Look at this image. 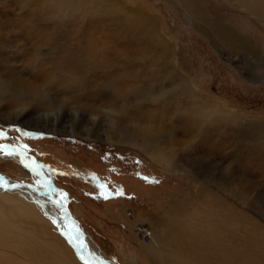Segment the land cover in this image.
<instances>
[{"label":"rangeland","instance_id":"374dc122","mask_svg":"<svg viewBox=\"0 0 264 264\" xmlns=\"http://www.w3.org/2000/svg\"><path fill=\"white\" fill-rule=\"evenodd\" d=\"M118 1L124 12L134 4L147 9L174 51L176 71L244 119L232 121L226 115L189 133L179 126L183 115L174 114L179 103L174 95L155 103L145 98L138 106L133 96L116 90L124 73L141 62L139 47L125 44L133 57L122 60L123 48L109 44L112 38L104 33L103 23L59 0H0V76L20 72L36 81L54 78L59 94L74 95L86 106L75 123L67 110L51 121L38 117L37 108L19 119H5L7 108L0 109V147L6 150L0 152V174L62 200L79 238H89L113 264H264V25L227 0H185L183 5L172 0ZM207 18L247 43L249 53L217 47L197 25ZM116 38L125 40L119 34ZM34 56L40 57L35 71L25 67ZM136 68L133 79L139 80L131 86L151 78ZM83 79L94 87L86 88ZM100 107L122 110L118 127L113 121L111 139L103 136V118L85 131L89 110ZM139 118L138 126L134 121ZM161 121H166L164 136L172 143L163 147L162 155L173 156L181 169L171 170L142 148L118 139L130 132L150 143ZM101 182L114 194L107 200L96 187ZM118 189L123 196H115ZM4 207V212L10 210ZM130 211L133 219L127 216ZM41 216L48 224L42 230L39 223H15L35 238L55 241L62 262L52 260L44 243L46 249L36 247L31 256L0 246L5 253L0 264H85L67 244L63 228ZM138 223L152 228L157 239L153 253L136 239ZM143 241L148 244L147 238ZM65 244L72 253L65 251ZM84 249L77 250L82 254Z\"/></svg>","mask_w":264,"mask_h":264},{"label":"bare ground","instance_id":"6f19581e","mask_svg":"<svg viewBox=\"0 0 264 264\" xmlns=\"http://www.w3.org/2000/svg\"><path fill=\"white\" fill-rule=\"evenodd\" d=\"M184 1L185 0H172L173 3L178 5H183L182 3ZM227 1H229L236 7L246 11L251 16H254L264 25V0ZM62 2L67 5L69 10L72 9L74 11H79L85 13L86 15L90 14L92 17L96 18L94 20L100 21L98 24L103 23L104 33H106L108 37L112 38V43L109 44L115 46L117 45L118 47L123 48L124 52L120 55L122 60L129 62L131 57H133V55H130L129 51L125 48V44L132 46L135 45L139 47L137 55L141 56V62L138 63L135 61V64H133V66L134 68L136 66L137 68L140 67V70H142V72L144 73L149 74L151 78L148 80L140 81L138 85L131 86V83H135L139 79H133L136 77V70L133 72L134 68H130V71L124 73L126 74L124 79H121V81L118 82L119 86L116 90L122 96H133L139 106L142 105V102L145 98H149L150 101L155 103L160 101L162 102V100L166 99V97L170 94L171 96L174 95L175 99L179 102L178 107L176 109L173 108V110L176 111L174 114H177V116L178 114L183 115L181 124H179V126L187 130L189 133L192 132L193 128H196L200 125L203 126L204 122H206L207 120H215L226 115L230 116L232 121H237L236 119L240 118L238 115L229 112V110L222 106L220 102L204 94L196 84H194L192 81L187 80L185 76L176 71V68L172 62L174 54L173 49L163 41L164 37L161 34V29L157 25L158 23L154 20L156 18L153 17L142 5H129L127 6L128 9L131 7L132 10L130 12H124L122 8L120 9L121 2L118 0H59V3ZM126 4L128 5V3ZM56 22L62 23L61 21H55V23ZM197 25L199 27V30L205 33L206 36L211 38L213 43L217 47H225L231 49L234 48V50H239L241 53H249V47L247 43L240 40L239 38L232 36V34L229 33L227 29L219 26L217 23L210 22L208 18L204 19L203 22H198ZM96 28L103 29V27L99 28L98 26ZM92 31H95L94 28L92 29ZM116 34H119L120 36H122V38H125V40H123L122 42H116ZM107 57L108 59H111L109 55H107ZM74 63H76V61H74ZM130 63L132 64L133 62ZM101 69L103 70L104 74L108 72V68H105L104 66L101 67ZM75 70L77 69L75 68ZM79 72L81 73V70H79ZM84 80L85 79H83V81ZM104 81L109 83L108 80H104V78H101L100 82ZM109 84L111 85V83ZM166 84H168V87L166 86ZM152 85H154V88H152ZM85 86L86 88L91 87L92 89L94 87V83H89L86 81ZM89 93L90 91L84 95L87 96L89 95ZM139 111L140 110H136L135 113L139 114ZM126 113L135 116L132 112H130V109H128ZM137 121L141 123L140 118L134 121L135 125L139 126V123H137ZM160 124L159 126H156V128H154L155 131L151 130L154 131V133L153 137L150 138V143L147 142V140L149 139L145 138L147 139L145 140L143 138H135L134 136H131L132 134L130 135V132L122 133L118 136V139L120 142L128 143L133 147H139V149L142 148L148 154H150L151 157H153L159 163L167 166L171 170H176L179 168L181 169L179 165L173 164V156L162 155V153H164L163 147L165 145L168 146V144L172 143L167 140V137L164 136L165 134H167L166 132H168L166 121H161ZM54 130L56 131V129ZM70 132L74 133L73 130H71ZM133 132L136 133V130ZM110 136L111 135H108L107 137L111 139ZM0 182L4 184V187L7 185L5 191H0V246L6 248L7 251L8 249H11L20 253H29L31 256L32 250L34 251L36 247H45L46 249V244L49 247V255L50 257H52V260L55 258V260H57L58 262H62L63 254H60L62 250L60 249V246L56 245L55 241L52 240L50 242H44L42 238L41 240L35 238L34 235L31 236L32 234L28 231L24 232L25 228L15 223V220H19V222L25 220L27 221V223L34 222L36 223V225H38L39 223V228L37 227L38 229H41L42 227L45 228L48 224H45L46 220L41 216L43 214L46 219L48 218L50 221H54L56 225H59L63 228L65 236L68 239L67 244L72 247L73 250H76V253L79 256L83 254L88 264H113L112 262L105 259L103 253L98 249L97 246L92 243L89 238L84 236H82V238H79L78 234L76 233L77 229L75 227V223L70 217L71 215L69 209L64 206L62 202L59 205L53 203V201L57 200L54 199L49 191L38 190L29 186L23 187V185L21 187L12 179L7 178L2 174H0ZM23 189H26L27 191H24ZM6 191L9 192L7 193ZM6 205L10 207V210L8 212L3 211V209H5V207L3 208V206ZM6 209L8 210V208ZM54 211H58L59 214L55 213ZM127 216L131 219L134 218L131 211L127 213ZM141 224L142 225H140V223L136 224L134 228V235L140 243L149 245L147 246L148 252L153 253L157 248L156 236L154 235L151 227L149 230L144 227L145 225H143V223ZM28 229H30V227ZM74 232L75 237L73 235ZM146 232L149 234L148 244H145L143 241ZM69 236H72L74 239L70 241L68 238ZM81 243L86 249V251L84 252L85 249L83 248L84 250L82 254L77 250L78 245ZM66 250L72 253V250L67 245L65 251ZM58 251L60 253H58ZM36 254L40 256L43 255L38 252H36ZM4 255L5 253L0 251V257L4 259ZM47 255L48 254H46V256ZM92 258L96 259L92 260ZM83 262L85 263V261Z\"/></svg>","mask_w":264,"mask_h":264},{"label":"clouds","instance_id":"9594fccd","mask_svg":"<svg viewBox=\"0 0 264 264\" xmlns=\"http://www.w3.org/2000/svg\"><path fill=\"white\" fill-rule=\"evenodd\" d=\"M40 57L34 56L26 62L25 67L36 70ZM54 78L36 81L17 72L9 76H0V109L7 108L3 113L5 119H19L32 108H37V116L44 120L58 121L67 110L72 117V122L78 121L85 105L81 104L74 95H62L54 88ZM122 110L112 107H100L89 110V125L85 131H89L103 118L105 130L103 136L111 135L114 131L113 121L116 127L117 119Z\"/></svg>","mask_w":264,"mask_h":264},{"label":"snow or ice","instance_id":"6c2138e0","mask_svg":"<svg viewBox=\"0 0 264 264\" xmlns=\"http://www.w3.org/2000/svg\"><path fill=\"white\" fill-rule=\"evenodd\" d=\"M16 131H20L19 129H17ZM24 135H28L27 133H24ZM4 137V133L0 132V139H3ZM30 138H39V137H30ZM6 151L4 148L0 147V152H4ZM27 167V165H25ZM35 170V169H33ZM93 179H96V177L93 176ZM146 179V178H145ZM0 187H4V184L2 182H0ZM96 187L99 189L100 193H101V198L107 200L110 197H112L114 194L112 192H109L105 186V184L103 182H101L100 184L96 185ZM59 196L61 198L65 197V194L63 192L59 193ZM115 196H123V191L121 189H118L115 193ZM62 201L61 200H57V201H53V203H56L57 205H59ZM70 241H72L74 238L72 236L68 237ZM78 238V237H77ZM78 248L83 249L84 245L81 243L78 245ZM82 261H85V264H88V262L85 260V257L83 255H80L79 257Z\"/></svg>","mask_w":264,"mask_h":264},{"label":"built area","instance_id":"2783aa9c","mask_svg":"<svg viewBox=\"0 0 264 264\" xmlns=\"http://www.w3.org/2000/svg\"><path fill=\"white\" fill-rule=\"evenodd\" d=\"M145 228H147L146 226H144ZM144 238H149V234L146 232V234H145V237Z\"/></svg>","mask_w":264,"mask_h":264},{"label":"water","instance_id":"95a60500","mask_svg":"<svg viewBox=\"0 0 264 264\" xmlns=\"http://www.w3.org/2000/svg\"><path fill=\"white\" fill-rule=\"evenodd\" d=\"M61 201H62V200H61ZM62 204H63L64 206H66L65 203H64L63 201H62ZM66 209H67V208H66Z\"/></svg>","mask_w":264,"mask_h":264}]
</instances>
